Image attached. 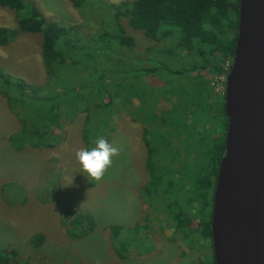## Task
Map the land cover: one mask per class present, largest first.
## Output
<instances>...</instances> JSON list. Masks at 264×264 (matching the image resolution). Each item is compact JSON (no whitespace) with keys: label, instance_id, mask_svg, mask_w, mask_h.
Segmentation results:
<instances>
[{"label":"trees","instance_id":"16d2710c","mask_svg":"<svg viewBox=\"0 0 264 264\" xmlns=\"http://www.w3.org/2000/svg\"><path fill=\"white\" fill-rule=\"evenodd\" d=\"M69 1L81 14L78 22L44 17L31 0H0L17 24L16 30L0 26V45L13 41L18 31L40 33L45 74L42 82L30 83L0 66V99L20 125L9 136L11 147L51 148L56 143L51 130L61 132L84 114L82 134L90 149L97 137L109 142L115 131L108 123L111 114L136 116L146 145L144 219L127 226L103 224L102 240L124 259L131 250L152 254L155 233L170 230L168 238L179 253L169 264H214L212 195L228 118L224 96L211 81L225 77L231 65L238 0ZM94 8L96 16L90 13ZM124 26L141 32L149 45L139 50ZM7 185L1 184V191ZM12 192L4 197L7 203L26 201L21 186ZM70 212L62 222L71 240L97 229L91 212ZM45 240L37 232L25 252L0 247V264H45L50 256ZM206 247L207 253L196 250ZM190 252L196 256H187Z\"/></svg>","mask_w":264,"mask_h":264},{"label":"rangeland","instance_id":"374dc122","mask_svg":"<svg viewBox=\"0 0 264 264\" xmlns=\"http://www.w3.org/2000/svg\"><path fill=\"white\" fill-rule=\"evenodd\" d=\"M31 1L44 17L58 16L70 22L81 19L78 8L69 0ZM89 3L93 5L92 1ZM90 13L96 16V8ZM14 16L12 10L0 6L1 27L16 30ZM124 27L126 33L135 38L139 50L149 45L141 32ZM41 41L38 32L18 31L13 41L0 45V66L30 83L42 82L45 74L40 56ZM155 81L157 85L162 83L157 77ZM211 83L214 91L224 96L225 77L214 76ZM111 115L113 119L108 123L115 131L109 134V143L120 152L113 157V164L101 181H90L82 173L75 156L76 150L88 146L82 134L84 114L74 118L61 132L57 128L51 130L55 146L17 151L11 147L9 136L20 125L5 108V101L0 99V247L25 252L29 238L42 232L46 236L45 252L50 254L45 264H169L176 259L179 250L168 238L170 230L164 235L155 233L156 250L152 254L142 256L131 250L124 259L102 240L100 227L103 224L127 226L144 219L140 192L148 177L141 123L132 119L136 118L133 115L120 112ZM90 146H95L94 141ZM5 182L8 192L1 191V184ZM18 186L25 190L27 199L11 205L4 197H9V193L13 195L12 191ZM70 208V215L73 211L79 212V208L94 215L97 229L90 236L81 240L67 237L62 218ZM155 223L157 225L158 221ZM196 250L199 253L209 251L207 247ZM187 256L194 258L196 252Z\"/></svg>","mask_w":264,"mask_h":264},{"label":"water","instance_id":"95a60500","mask_svg":"<svg viewBox=\"0 0 264 264\" xmlns=\"http://www.w3.org/2000/svg\"><path fill=\"white\" fill-rule=\"evenodd\" d=\"M211 207L214 264H264V0H238Z\"/></svg>","mask_w":264,"mask_h":264},{"label":"clouds","instance_id":"9594fccd","mask_svg":"<svg viewBox=\"0 0 264 264\" xmlns=\"http://www.w3.org/2000/svg\"><path fill=\"white\" fill-rule=\"evenodd\" d=\"M92 148L82 147L76 150L75 156L82 173L90 181H101L113 164V157L119 155V148L109 143L104 137H97Z\"/></svg>","mask_w":264,"mask_h":264}]
</instances>
